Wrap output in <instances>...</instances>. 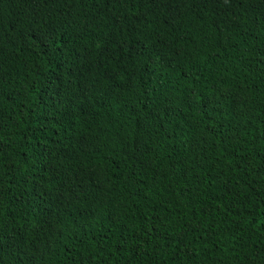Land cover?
<instances>
[{
    "label": "trees",
    "instance_id": "obj_1",
    "mask_svg": "<svg viewBox=\"0 0 264 264\" xmlns=\"http://www.w3.org/2000/svg\"><path fill=\"white\" fill-rule=\"evenodd\" d=\"M260 9L0 0V264H264Z\"/></svg>",
    "mask_w": 264,
    "mask_h": 264
},
{
    "label": "snow or ice",
    "instance_id": "obj_2",
    "mask_svg": "<svg viewBox=\"0 0 264 264\" xmlns=\"http://www.w3.org/2000/svg\"><path fill=\"white\" fill-rule=\"evenodd\" d=\"M42 4H47L49 0H39ZM163 2V0H161ZM256 2V0H254ZM258 2L261 5L260 9V16L262 19H264V0H258ZM167 3L169 5H172L174 3V0H167ZM175 11L174 7H169V12ZM51 38V33H41L39 34L36 39L41 41H46ZM71 81H67L66 83H70ZM51 90L54 93L56 99L53 102V106L55 107L57 104H59L61 107H63L65 104H67L68 108L71 109L78 101L79 96H76L74 93H69L66 89L63 88L62 85L52 84ZM2 162H0V168H2ZM58 195L55 197L59 201H71L73 198L80 199L81 193H84V195H87L83 187H80L79 184L76 186H73L71 182L66 184L62 189H57ZM3 197V191H0V202H2ZM167 234V229L164 230ZM3 243V240L0 239V244ZM39 254V249H37L35 252L32 253L33 256H36ZM2 255V253H0ZM29 264H34L33 261H30Z\"/></svg>",
    "mask_w": 264,
    "mask_h": 264
}]
</instances>
